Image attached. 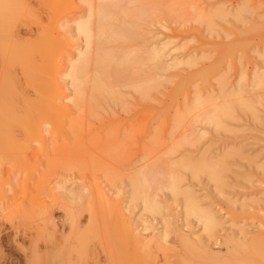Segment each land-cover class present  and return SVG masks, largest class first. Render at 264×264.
I'll return each mask as SVG.
<instances>
[{"label": "rangeland", "instance_id": "rangeland-1", "mask_svg": "<svg viewBox=\"0 0 264 264\" xmlns=\"http://www.w3.org/2000/svg\"><path fill=\"white\" fill-rule=\"evenodd\" d=\"M75 3L77 8H67L59 21L63 25L59 32L69 40L68 51L73 56L71 46L82 49L83 45L82 37L74 31V23L85 9L80 0ZM122 9L126 12L123 18L128 24L134 23L131 26L136 27L138 37L135 34L132 42L108 43L106 47L124 46L127 53L142 55L150 52L158 41H169L164 51L167 56L161 58L162 66L158 65L157 71L149 70L155 62L142 63L145 65L142 69L157 74L161 83L150 91L148 99H142L128 85L138 75L127 73L123 83L115 84L119 93L114 96L116 100L104 94L106 98L99 99V104L84 105L82 111L70 106L68 124L63 126L70 142L64 135L56 137L48 132L45 137L48 152L33 144L29 168L33 169L35 180L26 190L22 186L24 177L5 161V177L11 185V191L5 193L8 204L0 199V261L5 264H22L24 253L30 254V242L32 246L35 242L43 253L62 251L64 257H59L64 264H83L75 251L67 255L63 250L76 245L71 237L72 221H76L79 230L88 226L90 194L86 184L88 191L95 184L103 188L111 205L119 207L125 220L134 223L133 228L146 226L148 229L140 231L143 237L157 231L165 234V240L161 241L163 248L155 245L147 248L151 261L147 259L144 264H201L186 255L180 235L197 239L210 252L223 257L232 246L230 237L244 242L264 230V83L261 86L252 83L256 72L264 78V0H123ZM256 25L257 30L253 29ZM25 37L34 38L29 34ZM189 57L195 60L193 67L172 63L173 58ZM68 61L66 53L63 66ZM205 76L208 84L203 83ZM188 78L187 87L184 83ZM67 82L68 79L60 80L64 93L71 91ZM237 82L243 92L233 96L230 93L237 90ZM32 85L24 86L30 95L34 93ZM220 91L230 93H222L228 95L223 98ZM198 93L202 100L212 97L214 101L211 100L210 106L205 103L202 108H195ZM236 98L251 109L242 107ZM224 101L230 107L231 117L224 118L222 128L198 117L202 109ZM186 111L191 113L186 115ZM73 120L79 124L70 127ZM202 156L220 160L213 169L214 178L203 170L194 173L183 167L185 157L197 162ZM149 170L157 176L149 191L155 192L161 204L160 215L143 211L139 200L130 201L131 176ZM174 173L181 176V185L194 193L202 208L216 216L219 225L212 233L204 231L195 217L185 213L182 197L160 189L162 182ZM39 181L47 191L38 187ZM57 186L66 188L65 192L54 188ZM70 189L76 195L74 198L67 197ZM21 200L31 208L30 218H24L17 208ZM5 205L11 206L5 210ZM13 210L17 213L10 217ZM45 220L49 221L48 228L43 226ZM93 225L97 232L87 245V263L122 264L108 222L98 219ZM54 243H61L62 247L57 249ZM21 244L28 249L22 250Z\"/></svg>", "mask_w": 264, "mask_h": 264}, {"label": "bare ground", "instance_id": "bare-ground-1", "mask_svg": "<svg viewBox=\"0 0 264 264\" xmlns=\"http://www.w3.org/2000/svg\"><path fill=\"white\" fill-rule=\"evenodd\" d=\"M80 1L85 6L84 15L80 14L77 17L74 23V31L76 35L82 37L83 45L82 49L77 46H71L75 51L73 56L68 51L69 40L59 32L60 27L63 26L59 21L62 17L60 15L67 8H77L75 0H0V199H5L7 201L6 204H8V197L5 193L11 191V185L9 184V178L5 177V161H8L11 167L24 177L22 186L26 190L28 185L35 180L34 171L29 168L31 163L29 153L33 144L39 146V150L44 153L48 152L45 142L46 133L48 132H51L56 137L59 134L64 135L70 142L71 139L67 136L68 132L63 130V126L68 124L66 119L71 112L70 106H73L77 111H82L84 105L99 104V99L106 98L104 94L112 95V100H116L114 96L116 94L119 95V93L115 88V84L123 83L127 73L138 75L128 85L142 99H148L149 93L157 89L161 83L159 76L157 74H149V70L157 71L160 68L158 65L162 66L159 62L161 58L167 56L164 51L170 42L167 40L158 41L152 46L150 52H143V54L141 53L142 55L133 51L127 53L124 46L106 47L108 43L124 45L134 40L136 30L134 25L131 26L134 23L129 21L128 24L123 18L126 15V12L122 9L123 0ZM238 18L240 17L238 16ZM257 28V25L253 26V29L257 30ZM235 31L241 34L238 28ZM27 34L34 38H26L25 35ZM138 49L140 50L141 48ZM66 53H68L69 61L65 67L63 66V57ZM146 60L155 62L148 71L142 69L145 66L142 63ZM194 61L190 57L183 60L173 58L172 63L174 66L184 64L188 67H193ZM137 64L139 67L135 69L134 65ZM130 67H133V70H129ZM261 75L258 72L254 74L252 83L255 86L263 85L264 78ZM240 77H243V75ZM61 79H68L67 84L69 83L71 88L70 93H64L60 83ZM189 80L190 78L185 83L182 81L181 84L183 85L184 83L187 86L190 82ZM207 82L208 79L205 76L203 83L206 84ZM31 83L34 87L33 95H30L32 94L29 92L30 90L27 89V93L26 89H24L29 84L31 86ZM237 84L239 83L237 82ZM241 92H243V88L239 84L237 90L231 93L220 91V95L226 98L228 95H224L225 93L240 96ZM73 97L79 99H73ZM194 100L195 108L201 107L205 103L210 106V103L214 101L212 97L202 100L199 97V93ZM237 101L245 109H251L247 104L241 102L242 100L238 99ZM222 104H213L209 108L205 106L207 109H202L198 117H202V121L210 123L215 128H222L224 118L229 117L231 113L226 101L222 102ZM189 111H192V109ZM188 112L186 111V115L191 113ZM75 124H79V121L73 120L69 123L70 127ZM186 157L188 158V156ZM186 157L183 160L185 161L183 167L190 169L194 173L203 170L214 178L213 169L220 164L219 159L211 161L206 156H202L197 162L192 161V163ZM141 171H138L139 173L132 175L130 178V201L139 200L143 211L158 215L162 209L160 207L161 204L158 202L155 192L150 193L149 191L151 184L156 182L157 176L150 170ZM167 178L162 184L159 183L161 184L160 189L163 187L162 189H167L172 195L182 197L185 213L195 217L204 231L212 233L219 225L216 216L210 210L202 208L194 193L181 185L182 178L179 174H170ZM42 183V181H39L38 187L42 191H47L48 189H45ZM85 187L89 188L87 184ZM54 188H61L64 192L66 190L62 186ZM87 189V193L90 194L87 209L89 215L88 226L84 230H79L78 226L75 225L76 221H72L70 226L71 237L76 245L67 247L63 251H66L67 255H69V252L75 251L80 260L83 261V264H89L86 259L88 256L87 245L96 237L97 232L93 223L97 222L98 219L100 221L103 219L108 222V227L112 230L116 239L122 264H144L147 259L150 262L151 255L147 248L153 245L157 248H163L161 241L165 240V234H162L161 231L154 233L152 230L153 233L149 237H143L140 231L147 227L143 225L139 228L138 225H135L133 228L134 223L130 224L125 220L124 213L119 207L111 205V201L103 188L95 184L90 187L89 191ZM75 196L73 189L68 190L67 197L74 198ZM87 197H89L88 194ZM24 199L26 200L27 198L24 197ZM25 200H21L20 207L17 208H19L24 218H30L32 211H30L31 208L28 207L27 200ZM10 206L5 205L3 207L7 210ZM41 206H44V204ZM17 208L15 209L17 210ZM16 210L11 211L9 216L15 217L16 214L14 212L17 213ZM70 218L73 219V216L71 215ZM262 219L264 222V216ZM48 223L49 221L46 220L43 222L44 228H48ZM13 240L16 242V239ZM196 240L189 239V236L180 235V244L188 253L186 255L198 259V263L264 264V230L260 235L250 237L244 242L236 241L234 237H230L228 241L232 246L223 257L214 254L212 251L210 252L200 241ZM64 242H66V239H64ZM163 242L165 243V241ZM60 244H55L57 249ZM19 246L24 247L23 244ZM37 246L35 242L33 246L30 242L28 248L31 255L29 254L28 256L24 253L22 264H55V261L61 259L62 255L60 253L62 251L52 250L53 252H50L49 250V253H43L39 250L40 247L38 246V249ZM1 247L0 242V249ZM28 248L24 247L21 249L26 250ZM139 248L143 250L141 251ZM188 258L190 259L191 257ZM0 259H2V256H0ZM63 261L60 260L58 264H62ZM0 264L5 263L0 261Z\"/></svg>", "mask_w": 264, "mask_h": 264}]
</instances>
